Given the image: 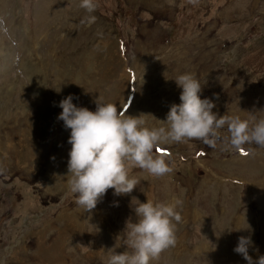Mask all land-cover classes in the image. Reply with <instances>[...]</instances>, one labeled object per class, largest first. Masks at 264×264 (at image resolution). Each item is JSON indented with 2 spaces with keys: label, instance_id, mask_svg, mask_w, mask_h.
I'll return each instance as SVG.
<instances>
[{
  "label": "rangeland",
  "instance_id": "374dc122",
  "mask_svg": "<svg viewBox=\"0 0 264 264\" xmlns=\"http://www.w3.org/2000/svg\"><path fill=\"white\" fill-rule=\"evenodd\" d=\"M0 0V264H107L135 220L132 197L180 201L175 244L150 264H247L233 249L250 236L264 254V147L224 139L161 143L171 171L138 167L133 191L109 188L86 211L67 190L70 130L59 101L118 111L167 128L174 78L193 73L218 115L264 117V0ZM94 15L91 24L82 23ZM159 149H163L161 152ZM118 202V203H117ZM130 251V249H129Z\"/></svg>",
  "mask_w": 264,
  "mask_h": 264
},
{
  "label": "clouds",
  "instance_id": "9594fccd",
  "mask_svg": "<svg viewBox=\"0 0 264 264\" xmlns=\"http://www.w3.org/2000/svg\"><path fill=\"white\" fill-rule=\"evenodd\" d=\"M96 6V0H79V7L88 13L94 12ZM95 19L88 15L82 23L91 24ZM174 80L181 91L179 103L170 105L163 120L167 128L150 127L141 115L118 111L116 104L100 94L95 110L75 104L72 94L59 101L62 111L57 119L70 130L66 185L68 192L75 194L77 205L86 211L94 209L109 188L117 196L131 193L138 181L129 176L130 167L154 176L170 172L166 158L153 155L154 147L161 143L200 139L215 146L220 138L218 130L226 125L228 136L224 139L234 150L251 143L264 147V117H257L252 110L243 117L218 115L213 111L214 101L201 97L202 85L193 73H181ZM145 195V201L132 197L130 206L135 220H127L116 237L126 246L125 250L111 251L107 264H150L175 244V222L181 220L177 210L180 201H158L150 192ZM252 245L251 237L242 235L233 250L247 264H264V254L255 259L250 255Z\"/></svg>",
  "mask_w": 264,
  "mask_h": 264
},
{
  "label": "snow or ice",
  "instance_id": "6c2138e0",
  "mask_svg": "<svg viewBox=\"0 0 264 264\" xmlns=\"http://www.w3.org/2000/svg\"><path fill=\"white\" fill-rule=\"evenodd\" d=\"M161 152H163L164 150L163 149H159Z\"/></svg>",
  "mask_w": 264,
  "mask_h": 264
}]
</instances>
